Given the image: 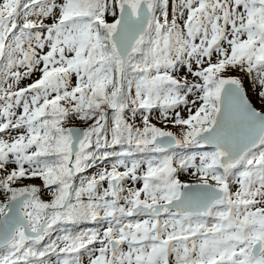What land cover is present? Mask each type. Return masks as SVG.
Segmentation results:
<instances>
[{"label":"snow or ice","instance_id":"snow-or-ice-1","mask_svg":"<svg viewBox=\"0 0 264 264\" xmlns=\"http://www.w3.org/2000/svg\"><path fill=\"white\" fill-rule=\"evenodd\" d=\"M0 264H264V0H0Z\"/></svg>","mask_w":264,"mask_h":264},{"label":"rangeland","instance_id":"rangeland-1","mask_svg":"<svg viewBox=\"0 0 264 264\" xmlns=\"http://www.w3.org/2000/svg\"><path fill=\"white\" fill-rule=\"evenodd\" d=\"M38 182V181H37Z\"/></svg>","mask_w":264,"mask_h":264}]
</instances>
